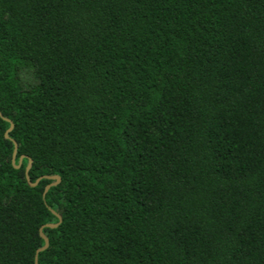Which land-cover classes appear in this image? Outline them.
Masks as SVG:
<instances>
[{
  "label": "trees",
  "instance_id": "obj_1",
  "mask_svg": "<svg viewBox=\"0 0 264 264\" xmlns=\"http://www.w3.org/2000/svg\"><path fill=\"white\" fill-rule=\"evenodd\" d=\"M0 113V264H264V0H0Z\"/></svg>",
  "mask_w": 264,
  "mask_h": 264
},
{
  "label": "water",
  "instance_id": "obj_2",
  "mask_svg": "<svg viewBox=\"0 0 264 264\" xmlns=\"http://www.w3.org/2000/svg\"><path fill=\"white\" fill-rule=\"evenodd\" d=\"M0 116L2 117V114L1 113H0ZM5 120L8 121V119H5ZM13 128H14V125H13V123H11V128L6 133V137L7 138H9L8 134H9L10 131H12ZM14 144H15V151H14V156H13L12 163H13L14 167L20 168L22 166L23 160L25 159V156H22L20 158L19 165H17L16 159H17V153H18V146H17V143L16 142H14ZM31 167H32V160H30L29 166L27 167V170H26L27 181H28V184L31 187H36L39 184V182H40L41 179H39L36 183H32L31 182L30 177H29V173H30ZM46 178H48V179H50V180H52L54 182L46 187L45 193H44V197L46 196V194L48 193V191L52 187L57 186L61 182V178L59 176H52V177H46ZM57 216L59 218V223H57V224H47L45 227L52 228V229L58 228L59 225L62 223L63 218H62L61 215H57ZM43 228H41L40 233H41L42 238L45 240V246L37 251V254H36V264H38V255H39V253L45 251L49 247V239L47 238V236L44 235Z\"/></svg>",
  "mask_w": 264,
  "mask_h": 264
}]
</instances>
